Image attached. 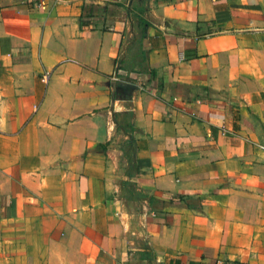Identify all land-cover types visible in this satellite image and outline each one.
Instances as JSON below:
<instances>
[{
  "label": "crops",
  "instance_id": "obj_1",
  "mask_svg": "<svg viewBox=\"0 0 264 264\" xmlns=\"http://www.w3.org/2000/svg\"><path fill=\"white\" fill-rule=\"evenodd\" d=\"M0 264H264V0H0Z\"/></svg>",
  "mask_w": 264,
  "mask_h": 264
},
{
  "label": "rangeland",
  "instance_id": "obj_2",
  "mask_svg": "<svg viewBox=\"0 0 264 264\" xmlns=\"http://www.w3.org/2000/svg\"><path fill=\"white\" fill-rule=\"evenodd\" d=\"M121 99L118 105L114 106L113 119L115 121V135L113 137L114 145L121 151L117 153L115 158L116 169L113 172V185H119L122 189V195L126 198L127 196L132 199L138 197L137 192L130 181V177L134 173L133 163V139L130 136L132 125L129 120L130 112L124 102V97ZM127 136V137H126Z\"/></svg>",
  "mask_w": 264,
  "mask_h": 264
},
{
  "label": "built area",
  "instance_id": "obj_3",
  "mask_svg": "<svg viewBox=\"0 0 264 264\" xmlns=\"http://www.w3.org/2000/svg\"><path fill=\"white\" fill-rule=\"evenodd\" d=\"M49 76V73H44L43 74V78L46 80ZM117 77L116 76H112L111 79H116Z\"/></svg>",
  "mask_w": 264,
  "mask_h": 264
},
{
  "label": "water",
  "instance_id": "obj_4",
  "mask_svg": "<svg viewBox=\"0 0 264 264\" xmlns=\"http://www.w3.org/2000/svg\"><path fill=\"white\" fill-rule=\"evenodd\" d=\"M116 85H117V86H120V85H121V86H124V84L121 83V82H117Z\"/></svg>",
  "mask_w": 264,
  "mask_h": 264
},
{
  "label": "trees",
  "instance_id": "obj_5",
  "mask_svg": "<svg viewBox=\"0 0 264 264\" xmlns=\"http://www.w3.org/2000/svg\"><path fill=\"white\" fill-rule=\"evenodd\" d=\"M81 24H82V22H81Z\"/></svg>",
  "mask_w": 264,
  "mask_h": 264
}]
</instances>
